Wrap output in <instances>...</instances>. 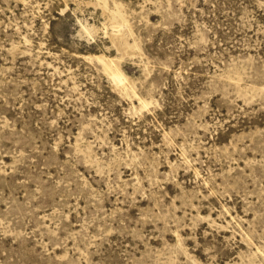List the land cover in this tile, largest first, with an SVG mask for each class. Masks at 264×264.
<instances>
[{"label":"rangeland","instance_id":"rangeland-1","mask_svg":"<svg viewBox=\"0 0 264 264\" xmlns=\"http://www.w3.org/2000/svg\"><path fill=\"white\" fill-rule=\"evenodd\" d=\"M0 264H264V0H0Z\"/></svg>","mask_w":264,"mask_h":264}]
</instances>
